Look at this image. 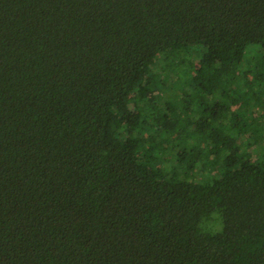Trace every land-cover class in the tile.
<instances>
[{
    "label": "trees",
    "instance_id": "obj_1",
    "mask_svg": "<svg viewBox=\"0 0 264 264\" xmlns=\"http://www.w3.org/2000/svg\"><path fill=\"white\" fill-rule=\"evenodd\" d=\"M0 264H264V0H0Z\"/></svg>",
    "mask_w": 264,
    "mask_h": 264
},
{
    "label": "rangeland",
    "instance_id": "obj_2",
    "mask_svg": "<svg viewBox=\"0 0 264 264\" xmlns=\"http://www.w3.org/2000/svg\"><path fill=\"white\" fill-rule=\"evenodd\" d=\"M181 69H182V66H181ZM174 75H175L176 77H181V76H182V73L180 72V69H176ZM176 86H177V84L175 83V87H176ZM160 100H162L161 97H160Z\"/></svg>",
    "mask_w": 264,
    "mask_h": 264
}]
</instances>
